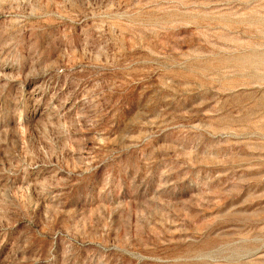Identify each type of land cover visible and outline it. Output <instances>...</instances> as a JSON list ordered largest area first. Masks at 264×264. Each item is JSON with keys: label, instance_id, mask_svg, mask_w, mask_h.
Returning <instances> with one entry per match:
<instances>
[{"label": "rangeland", "instance_id": "rangeland-1", "mask_svg": "<svg viewBox=\"0 0 264 264\" xmlns=\"http://www.w3.org/2000/svg\"><path fill=\"white\" fill-rule=\"evenodd\" d=\"M0 264H264V0H0Z\"/></svg>", "mask_w": 264, "mask_h": 264}]
</instances>
